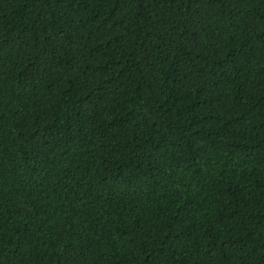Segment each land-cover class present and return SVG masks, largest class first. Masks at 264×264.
<instances>
[{"label":"trees","instance_id":"16d2710c","mask_svg":"<svg viewBox=\"0 0 264 264\" xmlns=\"http://www.w3.org/2000/svg\"><path fill=\"white\" fill-rule=\"evenodd\" d=\"M0 264H264V0H0Z\"/></svg>","mask_w":264,"mask_h":264}]
</instances>
